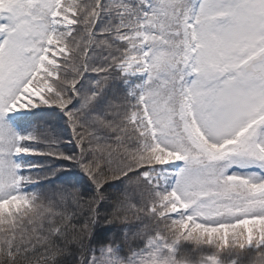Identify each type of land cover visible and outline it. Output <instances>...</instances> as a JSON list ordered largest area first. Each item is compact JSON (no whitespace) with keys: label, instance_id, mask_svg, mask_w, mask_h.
Listing matches in <instances>:
<instances>
[{"label":"snow or ice","instance_id":"snow-or-ice-1","mask_svg":"<svg viewBox=\"0 0 264 264\" xmlns=\"http://www.w3.org/2000/svg\"><path fill=\"white\" fill-rule=\"evenodd\" d=\"M0 264H264V0H0Z\"/></svg>","mask_w":264,"mask_h":264},{"label":"trees","instance_id":"trees-1","mask_svg":"<svg viewBox=\"0 0 264 264\" xmlns=\"http://www.w3.org/2000/svg\"><path fill=\"white\" fill-rule=\"evenodd\" d=\"M45 118V112L41 111L40 115L36 117V119H41ZM35 160H38L39 162L43 163L44 161L41 158H33ZM61 163H66V162H61Z\"/></svg>","mask_w":264,"mask_h":264}]
</instances>
